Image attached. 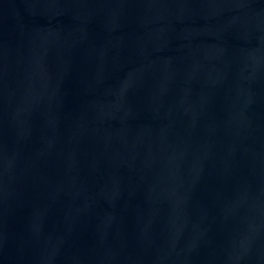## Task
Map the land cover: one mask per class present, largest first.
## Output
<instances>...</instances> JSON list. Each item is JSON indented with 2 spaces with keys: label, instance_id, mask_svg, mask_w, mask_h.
<instances>
[{
  "label": "water",
  "instance_id": "obj_1",
  "mask_svg": "<svg viewBox=\"0 0 264 264\" xmlns=\"http://www.w3.org/2000/svg\"><path fill=\"white\" fill-rule=\"evenodd\" d=\"M0 264H264V0H0Z\"/></svg>",
  "mask_w": 264,
  "mask_h": 264
}]
</instances>
